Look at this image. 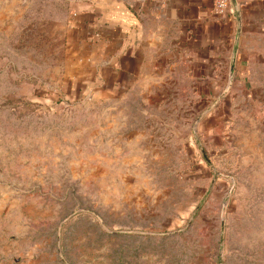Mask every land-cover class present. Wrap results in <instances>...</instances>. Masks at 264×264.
Returning a JSON list of instances; mask_svg holds the SVG:
<instances>
[{"label":"rangeland","instance_id":"obj_1","mask_svg":"<svg viewBox=\"0 0 264 264\" xmlns=\"http://www.w3.org/2000/svg\"><path fill=\"white\" fill-rule=\"evenodd\" d=\"M114 1L0 0V264H264L260 78L98 60Z\"/></svg>","mask_w":264,"mask_h":264},{"label":"crops","instance_id":"obj_2","mask_svg":"<svg viewBox=\"0 0 264 264\" xmlns=\"http://www.w3.org/2000/svg\"><path fill=\"white\" fill-rule=\"evenodd\" d=\"M215 5L216 0L114 1L112 15L100 21L97 59L112 47L114 62L123 65L127 57L135 62L134 76L146 77L154 57L181 63L187 48L193 76L218 77L224 69V77L260 78L264 93V0H236L225 15Z\"/></svg>","mask_w":264,"mask_h":264},{"label":"built area","instance_id":"obj_3","mask_svg":"<svg viewBox=\"0 0 264 264\" xmlns=\"http://www.w3.org/2000/svg\"><path fill=\"white\" fill-rule=\"evenodd\" d=\"M229 6H230V0H216V5H215L216 12L221 15H225Z\"/></svg>","mask_w":264,"mask_h":264},{"label":"water","instance_id":"obj_4","mask_svg":"<svg viewBox=\"0 0 264 264\" xmlns=\"http://www.w3.org/2000/svg\"><path fill=\"white\" fill-rule=\"evenodd\" d=\"M230 4H232L235 7L236 6V0H230Z\"/></svg>","mask_w":264,"mask_h":264}]
</instances>
